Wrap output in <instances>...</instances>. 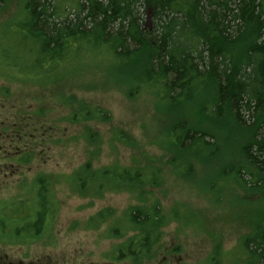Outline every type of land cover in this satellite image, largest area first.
Returning a JSON list of instances; mask_svg holds the SVG:
<instances>
[{
    "label": "rangeland",
    "instance_id": "obj_1",
    "mask_svg": "<svg viewBox=\"0 0 264 264\" xmlns=\"http://www.w3.org/2000/svg\"><path fill=\"white\" fill-rule=\"evenodd\" d=\"M24 3H0V107L43 117L46 135L52 134L50 149L43 161L34 160L31 172L51 182L49 192L59 208L42 236L30 239L29 234L30 243L14 246L7 243L10 235L0 234L1 253L45 261L0 264H249L239 243L255 216L264 215V197L256 200L229 176L220 177L222 167L239 159L235 138L229 146L218 138L208 158L204 151L180 154L166 136L171 122L180 119L193 129H210L203 121L211 109L209 98L200 94L173 108L156 88L137 86L134 74L119 69L103 45H74L64 59L31 72L30 48L36 45L17 28ZM112 165H140L147 175L155 169L157 178L140 190L119 188L99 174ZM153 202L179 212L161 229L167 248L160 246L143 261L117 259V249L135 232L111 227L119 218L127 225L130 207ZM0 219L8 225L3 211ZM214 250L216 261L210 260Z\"/></svg>",
    "mask_w": 264,
    "mask_h": 264
},
{
    "label": "trees",
    "instance_id": "obj_2",
    "mask_svg": "<svg viewBox=\"0 0 264 264\" xmlns=\"http://www.w3.org/2000/svg\"><path fill=\"white\" fill-rule=\"evenodd\" d=\"M23 10L17 28L36 45L30 48L31 72L64 59L74 45H103L119 69L134 74L137 86L156 88L173 108L206 95L211 109L203 121L210 129H193L184 119L171 122L169 144L180 154L204 151L210 158L218 138L225 146L235 138L239 159L222 167L220 177L229 176L256 200L264 197V0H25ZM145 170L112 165L99 174L119 188L140 190L157 178L155 169L150 175ZM178 215L156 202L130 207L127 225L119 218L111 227L135 232L116 258L143 261L160 246L166 249L161 229ZM251 225L240 255L259 264L264 215ZM216 252L210 260L216 261Z\"/></svg>",
    "mask_w": 264,
    "mask_h": 264
},
{
    "label": "flooded vegetation",
    "instance_id": "obj_3",
    "mask_svg": "<svg viewBox=\"0 0 264 264\" xmlns=\"http://www.w3.org/2000/svg\"><path fill=\"white\" fill-rule=\"evenodd\" d=\"M42 119L41 115L33 118L22 113L15 106L0 107V212L8 217V225L0 219V234L10 235L7 243L14 246L42 236L59 208L49 192L51 182L39 172H31L34 160L43 161L46 147L50 149L47 142L52 134L46 135ZM30 174L32 178L28 177ZM47 218L49 223L45 225ZM11 253L0 252V261H45L43 258L26 260Z\"/></svg>",
    "mask_w": 264,
    "mask_h": 264
}]
</instances>
